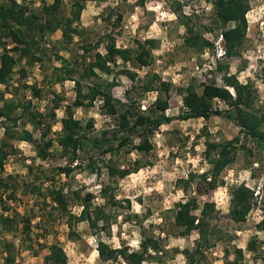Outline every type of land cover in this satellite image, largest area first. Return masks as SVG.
Wrapping results in <instances>:
<instances>
[{
	"label": "trees",
	"instance_id": "16d2710c",
	"mask_svg": "<svg viewBox=\"0 0 264 264\" xmlns=\"http://www.w3.org/2000/svg\"><path fill=\"white\" fill-rule=\"evenodd\" d=\"M96 1L72 0L69 14L64 13L63 0H55L51 4L48 0L0 2V86L6 90H9L14 82L18 64L25 62L28 68L37 63L43 65L48 38L59 32L58 43L65 50L70 49L77 37L80 39L82 54L74 63L60 56L59 52L54 54L62 65L53 68L51 81L65 83L73 80L76 93L74 101L64 107L62 132L57 141L63 154L68 157L69 165L60 167L57 171L70 177L75 171L86 168L98 177L105 172L109 179V183L100 190L103 205L95 204L93 193L82 195L80 190L73 192L72 198L81 207L79 215L72 212L71 198L62 188L57 187L55 178H49L51 186L46 192H42V188L35 184H26L25 190L45 198L40 206L47 217H52L56 211L66 218L68 239L76 240L80 237L77 226L83 222H86L92 234L99 238L102 232L111 233L113 220L105 208L118 205L119 201L112 193L114 185H118L120 180L138 173L143 168L140 160H135L128 166H121L118 164L120 157L135 152L150 154L154 149L152 139L164 125H170L175 121L198 119L209 121L213 116L226 118L240 128L239 136L217 142L211 139L207 128L204 129L206 133L204 157L211 168L202 174L192 172L188 178L178 181V187L187 195V199L178 202L172 210L176 236L187 238L193 232L198 233L195 247L182 252L188 264H214L209 260L208 253L219 243L226 241L228 232L219 225L220 211L216 204L209 201L201 203L199 198L224 184L223 173L236 161L239 150L247 152L253 158L256 157V161L249 163L251 168L255 163L264 161V106L259 91L251 81L241 82L238 75L231 72L229 63V60L242 56L246 45L250 0H205L212 7V14L208 21L201 24L198 23L196 16L184 14L181 8L174 10L178 23L185 30L183 47L186 50L197 55L211 52L216 57L218 50L215 42H211L205 35L211 34L216 39L221 37L223 54L216 59L215 67L210 71L214 78L206 80L201 85V91L194 83L177 87L155 73H147L142 79L133 70L127 68L118 70L120 63L131 64L134 68L151 67L155 62L153 52L159 48L160 42L157 39H145L135 41L133 48L118 46L114 31L121 28L123 16L119 14L113 22L112 12L108 13L103 21L113 30L92 42L91 31L81 28L79 23L87 4ZM37 3L40 5L39 8H34ZM101 47L104 52L101 51ZM261 72L264 77V61ZM20 73L22 79L28 75L24 68ZM76 74L79 78L75 79ZM101 75H113V79L106 81ZM119 75L126 76L134 84L132 89L126 92L127 102L117 99L113 94V90L118 86ZM218 77L222 84L218 83ZM44 79L47 81L45 77ZM133 89H139L141 97L146 94H156V97L146 109H142L140 101L131 97ZM21 90H30L33 98L39 100L44 98V92L37 84H22L21 87L15 88L16 94ZM174 91L180 94L183 104V111L177 117L167 114ZM5 96V92H0V99L4 102L3 106H0V118L5 119L3 123L5 137L0 145V186L5 191L12 189L6 196L8 200H12L16 197L17 187L11 188L7 178L2 176L7 160L17 153L10 141L31 143L36 149V157L41 161H47L51 156L50 149L54 146V141L48 139L52 129L50 123L56 118V111L62 106L64 98L56 94L50 111L44 114L36 111L31 101L25 102L18 100L17 97L8 101L5 100ZM98 100L103 101L101 107L103 114L115 119L116 124L113 128L107 127L96 131L94 119L83 123L75 117L76 110L94 108ZM219 101L226 105V109L216 108V102ZM19 110L20 114L16 115ZM21 119H26L35 129L42 130L39 140L27 130L21 132L18 130V122ZM242 137L250 140L253 148L242 143ZM28 170L33 173L32 167H28ZM252 171L254 172L255 168H252ZM48 199L51 200V206ZM258 202L259 194L256 195L246 184L233 186L230 190V220L235 224L245 223L250 213L258 206ZM0 207L5 212L0 213L2 230L11 233L19 224H23L26 239L34 243L30 234L31 220L22 218L19 221L18 217L7 214L10 209L3 196L0 197ZM262 211L263 219L257 228L264 232V208ZM42 218L45 219V216ZM2 245L7 255L4 264H16L15 243L5 240ZM140 248L133 251L128 246L113 248L101 238L97 244L102 264H115L120 260L126 264H144L156 259L159 253H163L162 241L159 238H144ZM28 249H33V246H29ZM48 251L44 258L45 264H68V256L60 243L52 244ZM248 251L257 253L255 240L249 242ZM245 258L246 253L242 248L233 250L226 248L222 260L223 264H243Z\"/></svg>",
	"mask_w": 264,
	"mask_h": 264
},
{
	"label": "rangeland",
	"instance_id": "374dc122",
	"mask_svg": "<svg viewBox=\"0 0 264 264\" xmlns=\"http://www.w3.org/2000/svg\"><path fill=\"white\" fill-rule=\"evenodd\" d=\"M7 0H0L1 3ZM55 0H48L51 4ZM72 0H63V10L69 14ZM251 11L248 13L249 27L247 30V42L242 56L229 60L231 72L237 74L243 83L252 82L259 91L260 100L264 106V77L261 68L264 61V0H250ZM35 4L34 8H39ZM182 9L184 14L194 15L198 23L209 20L212 14V7L205 0H97L87 4L82 15L79 26L87 28L91 41L95 42L103 37L105 33L111 32L112 27H107L103 18L112 12L113 22L121 14L123 21L121 28L114 31L117 44L120 47L133 48L135 41L145 39H157L160 46L154 53V64L149 68H134L131 64L120 63L118 70L130 69L137 72L140 78H144L147 73L158 74L164 81L172 82L177 87L194 83L199 91L201 85L206 80H211L214 75L211 70L215 67L216 59L222 55L221 37L206 33V37L215 42L218 54L214 57L211 52L197 55L183 47L184 28L178 23L174 10ZM119 32V33H118ZM60 33H56L48 38L44 49V63L35 64L28 68L25 62L16 67V76L9 90L0 86V92H5V100L30 101V90H21L16 94L15 88L27 84L30 80L33 84L40 85L44 92L43 99L33 98L36 111L48 114L51 104L56 94L64 98L62 106L56 111V118L52 121V129L48 139L54 141V146L50 149L51 156L47 161H41L36 157L35 147L26 141L13 140L10 143L17 153L11 155L6 162L7 170H4L3 177L7 178L11 188L17 187L15 199L8 200L12 189L5 191L0 186V197L6 199L10 211L7 213L16 216L21 221L22 218L31 220L30 234L34 243H30L23 233V224L13 229L11 233L2 230L0 226V264L5 263L7 257L3 242L5 240L15 243L14 253L16 264H45L44 258L49 253L48 248L54 243H60L68 256V264H102L100 261L97 244L99 238L113 248L128 246L130 250H140V244L146 237L159 238L162 241L163 253H159L156 259L144 262V264H188L182 254L185 249L195 247L198 233L193 232L190 237L183 238L176 236L173 227V208L180 202L187 199V195L178 187V181L188 178L190 173L202 174L211 167L204 157L205 137L204 129L207 128L211 139L217 142L231 140L240 134V128L233 122L220 116H213L209 121L202 119L189 121H175L170 125H164L152 139L154 149L150 154L132 153L119 158L118 164L128 166L135 160H140L143 168L127 178L120 180L118 185H114L112 191L117 197L116 207H106V213L113 220L111 233L107 231L100 233L99 238L94 236L86 222L77 226L80 237L76 240L68 239L69 229L66 218L54 211L50 217L41 211V204L44 202L43 196L26 192V184H35L46 192L50 188L49 178H55L57 187L62 188L71 198V210L79 215L80 205L74 201L73 192L80 190L82 195L93 193L95 204L103 205L104 200L100 196L102 186L109 183L105 172L98 177L86 168L75 171L70 177L61 175L57 171L60 167L69 165L68 157L63 154L58 145L61 136V120L64 117V107L71 104L75 99V83L73 80L65 83H55L51 81L53 68L60 67L61 61L55 58V53L71 60V63L82 54L80 49V39L77 37L70 49H63L58 43ZM101 51L104 52L103 47ZM1 54V50H0ZM51 59V60H50ZM45 64V65H44ZM26 69L28 75L22 79L20 70ZM79 71V67H77ZM47 79V81L44 79ZM103 80L111 81L113 75H101ZM79 75H75V79ZM218 83L222 84L220 77ZM118 86L113 90L114 96L127 102L126 92L134 85L126 76L119 75ZM28 85V84H27ZM55 92V93H54ZM131 97L140 101V106L148 107L156 94H146L141 97L139 89H133ZM4 102L0 99V106ZM102 105L94 108L75 111V117L86 123L90 119L95 120L96 131L105 128H113L116 124L111 118L101 111ZM216 108L226 109V105L216 102ZM183 111L182 97L176 91L172 94L171 107L167 114L177 117ZM20 114V110L16 115ZM5 119L0 118V145L4 139ZM50 122V121H49ZM12 125V122H7ZM18 130H27L34 134L36 139H40L42 130L35 129L26 119L18 122ZM242 143L249 148H253L250 140L242 137ZM262 159V158H261ZM256 161L247 152L239 150L236 161L223 173L224 184L215 191H210L207 195L200 197L201 203L214 202L220 211L219 225L228 235L224 243H219L217 247L210 250L209 260L214 264H223V256L226 248H242L246 253L243 264H264V232L257 226L263 219L264 208V161L252 167L249 163ZM28 167L33 168L30 173ZM246 184L259 194L258 206L250 213L248 219L243 224H235L230 220V190L233 186ZM195 186V185H194ZM191 195V194H190ZM193 196L195 194H192ZM51 200L48 204L51 206ZM0 207V213H3ZM5 213V212H4ZM45 216V219L42 217ZM251 240L257 242V253L248 251V244ZM33 246V249H28ZM115 264H126L120 260Z\"/></svg>",
	"mask_w": 264,
	"mask_h": 264
},
{
	"label": "crops",
	"instance_id": "0c3cea01",
	"mask_svg": "<svg viewBox=\"0 0 264 264\" xmlns=\"http://www.w3.org/2000/svg\"><path fill=\"white\" fill-rule=\"evenodd\" d=\"M27 84L29 85L30 83L29 82H27ZM31 85V84H30ZM2 87V86H1ZM40 89H41V87H40V85L38 86ZM31 92V91H30ZM45 97V96H44ZM28 98V100H30L33 104L35 103V101H33V96H32V94H31V96L30 97H27ZM37 101H38V99H37ZM40 111H43V109H39ZM10 160V159H9ZM8 166V165H7ZM7 166L5 165V170H7Z\"/></svg>",
	"mask_w": 264,
	"mask_h": 264
},
{
	"label": "built area",
	"instance_id": "2783aa9c",
	"mask_svg": "<svg viewBox=\"0 0 264 264\" xmlns=\"http://www.w3.org/2000/svg\"><path fill=\"white\" fill-rule=\"evenodd\" d=\"M31 85H33V82H31L30 80L28 81ZM74 83V82H73ZM29 84V85H30ZM220 105H222V103L219 101L218 102ZM103 104V101L102 100H98L97 102H96V105H102ZM143 109H146V106H143Z\"/></svg>",
	"mask_w": 264,
	"mask_h": 264
}]
</instances>
